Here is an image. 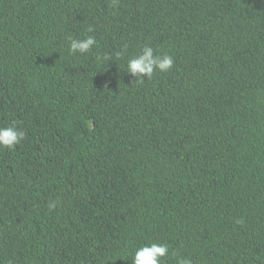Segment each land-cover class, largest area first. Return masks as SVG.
Instances as JSON below:
<instances>
[{
  "label": "trees",
  "instance_id": "obj_1",
  "mask_svg": "<svg viewBox=\"0 0 264 264\" xmlns=\"http://www.w3.org/2000/svg\"><path fill=\"white\" fill-rule=\"evenodd\" d=\"M112 5L0 0V127L26 133L0 148V264H132L151 243L163 264H264V0ZM146 45L174 66L136 83Z\"/></svg>",
  "mask_w": 264,
  "mask_h": 264
},
{
  "label": "clouds",
  "instance_id": "obj_2",
  "mask_svg": "<svg viewBox=\"0 0 264 264\" xmlns=\"http://www.w3.org/2000/svg\"><path fill=\"white\" fill-rule=\"evenodd\" d=\"M118 0H113V7H116ZM89 32L93 29L89 28ZM70 39L69 51L72 55L77 53L86 54L97 46L95 36L89 35L85 39ZM126 50V46H125ZM125 50L117 52L116 59H120L125 55ZM97 60L105 62L111 61L110 54H104L97 57ZM174 66V59L167 53L158 55L151 46H144L140 53L128 60L127 73L136 77V83H143L144 78L151 79L157 71L161 73L169 72ZM26 138V133L19 129L15 123L10 126L0 127V148L15 149ZM50 209L56 208V203H49ZM174 255V254H173ZM169 256V247L167 244L151 243L139 247L135 252L132 264H163L164 260ZM177 264H192L190 259L180 257Z\"/></svg>",
  "mask_w": 264,
  "mask_h": 264
}]
</instances>
